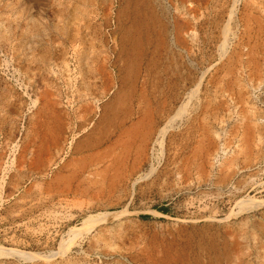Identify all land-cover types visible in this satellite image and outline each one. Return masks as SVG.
<instances>
[{
  "label": "rangeland",
  "instance_id": "obj_1",
  "mask_svg": "<svg viewBox=\"0 0 264 264\" xmlns=\"http://www.w3.org/2000/svg\"><path fill=\"white\" fill-rule=\"evenodd\" d=\"M0 264H264V0H0Z\"/></svg>",
  "mask_w": 264,
  "mask_h": 264
},
{
  "label": "trees",
  "instance_id": "obj_2",
  "mask_svg": "<svg viewBox=\"0 0 264 264\" xmlns=\"http://www.w3.org/2000/svg\"><path fill=\"white\" fill-rule=\"evenodd\" d=\"M157 211L160 212V213H162V214L168 213L167 208L166 207H163V206L157 208ZM139 217H140V219H148V218H150V216H147V215H140Z\"/></svg>",
  "mask_w": 264,
  "mask_h": 264
},
{
  "label": "bare ground",
  "instance_id": "obj_3",
  "mask_svg": "<svg viewBox=\"0 0 264 264\" xmlns=\"http://www.w3.org/2000/svg\"><path fill=\"white\" fill-rule=\"evenodd\" d=\"M91 218V217H90ZM89 220V219H88ZM91 220H92V218H91ZM96 223V222H95ZM91 224V223H90ZM94 224V223H93ZM92 224V225H93ZM91 225V226H92ZM89 226V222L88 221H84V223H83V229L84 228H87ZM94 226H95V224H94ZM89 230H91V229H89ZM21 257H24V259H29V258H31V256L32 255H29V254H24V255H20Z\"/></svg>",
  "mask_w": 264,
  "mask_h": 264
}]
</instances>
